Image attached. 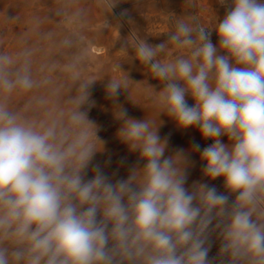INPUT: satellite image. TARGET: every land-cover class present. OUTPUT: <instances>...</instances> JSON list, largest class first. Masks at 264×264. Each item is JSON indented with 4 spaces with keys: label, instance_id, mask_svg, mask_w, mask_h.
Returning a JSON list of instances; mask_svg holds the SVG:
<instances>
[{
    "label": "clouds",
    "instance_id": "9594fccd",
    "mask_svg": "<svg viewBox=\"0 0 264 264\" xmlns=\"http://www.w3.org/2000/svg\"><path fill=\"white\" fill-rule=\"evenodd\" d=\"M117 3L105 0L107 13ZM217 3L225 14L212 27L194 14H172L166 40L123 41L128 62L139 61L162 87L133 82L122 62L124 77L105 86L121 122L117 138L139 154L122 179L92 163L104 148L81 110L93 106L90 88L98 81L84 75L85 10L61 0L55 19L48 15L68 25L42 36L58 55L38 58L29 36L41 21L21 35L16 51H0V264H264V0ZM113 25L119 31L105 16L103 29ZM58 68L66 88L50 87ZM141 82L155 119H135L116 103L121 90ZM162 113L212 143L166 155ZM192 153L204 179L188 186ZM218 178L223 191L211 183Z\"/></svg>",
    "mask_w": 264,
    "mask_h": 264
},
{
    "label": "rangeland",
    "instance_id": "374dc122",
    "mask_svg": "<svg viewBox=\"0 0 264 264\" xmlns=\"http://www.w3.org/2000/svg\"><path fill=\"white\" fill-rule=\"evenodd\" d=\"M60 2L61 0H0V51H16L21 35L33 27L35 21H41L38 33L30 34V42L38 44L40 59L49 55H58L54 41L43 39L42 36L50 30L62 34L68 27L62 23L58 25L55 20L47 19L48 15L49 18L55 19L52 13ZM191 4H194L195 8L190 7ZM75 6L83 8L86 13L85 22L80 27L81 47L86 55L84 75L98 79L90 88V100L94 102L93 106L89 108L86 104L81 109L87 111L88 119L96 125L97 135L103 142L104 151L96 153L92 163L99 164L113 180L126 178L129 168L136 164L139 154L130 152L128 147L117 138L116 133L121 122L114 119L115 105L107 97L105 86L110 77L123 78L124 72L133 82L148 79L157 91L162 85L157 80L151 79L150 73L147 69H143L139 61L128 62V56L120 50L123 41L127 39L131 46L135 43L134 37L145 38L153 45L166 40L167 36L163 33L171 29L172 14L183 15L185 18L189 14H194L204 25L212 27L216 24L217 17L224 16L225 8L217 3V0H118L111 13H107L105 0H75ZM123 12L127 14L121 16ZM105 16L109 23L119 22V31L115 25L103 29ZM211 40L213 44L218 43L215 32H212ZM130 46L128 55L132 56L134 50ZM119 63L124 72L119 69ZM51 79V88L60 85L66 88L69 83L66 74L59 68L51 73ZM74 91L73 89V94ZM25 99L26 97L18 98L17 103L23 104ZM63 99H66V94ZM116 103L127 109L129 116L135 119H144L146 115L153 119L156 117L157 109L143 82L130 83L129 92L121 90ZM188 103H193L190 97ZM158 119L161 121L159 134L162 138L167 137L169 141L166 155L172 154L176 149H189L194 142L199 143L202 148L212 143L211 140L202 139L199 130L194 127L178 128L175 121L166 114H160ZM157 123H159L158 120ZM222 139L223 142H227V137ZM109 159L110 164L107 163ZM122 160L123 164H121ZM191 160L193 166L189 169L188 186L193 181L204 179L201 174L202 164L199 153H192ZM113 173H115L114 176ZM91 175L92 172L89 170L87 178H91ZM211 183L219 191H223L221 178ZM218 247V242L213 244L209 253L210 257L216 255Z\"/></svg>",
    "mask_w": 264,
    "mask_h": 264
}]
</instances>
